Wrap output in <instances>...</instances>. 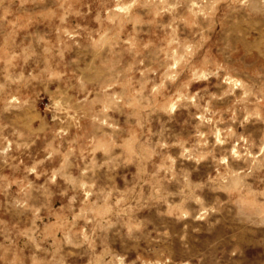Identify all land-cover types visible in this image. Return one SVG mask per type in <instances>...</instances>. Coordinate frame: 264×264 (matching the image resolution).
<instances>
[{
  "label": "clouds",
  "instance_id": "1",
  "mask_svg": "<svg viewBox=\"0 0 264 264\" xmlns=\"http://www.w3.org/2000/svg\"><path fill=\"white\" fill-rule=\"evenodd\" d=\"M0 264H264V0H0Z\"/></svg>",
  "mask_w": 264,
  "mask_h": 264
}]
</instances>
